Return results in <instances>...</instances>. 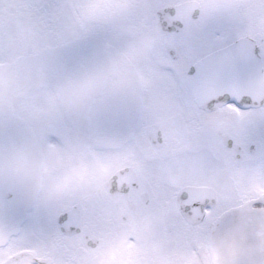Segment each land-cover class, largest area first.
Returning a JSON list of instances; mask_svg holds the SVG:
<instances>
[{
  "label": "snow or ice",
  "instance_id": "obj_1",
  "mask_svg": "<svg viewBox=\"0 0 264 264\" xmlns=\"http://www.w3.org/2000/svg\"><path fill=\"white\" fill-rule=\"evenodd\" d=\"M0 264H264V0H0Z\"/></svg>",
  "mask_w": 264,
  "mask_h": 264
}]
</instances>
